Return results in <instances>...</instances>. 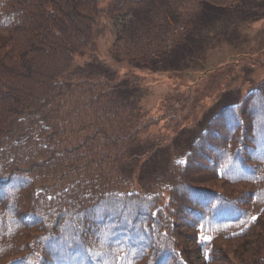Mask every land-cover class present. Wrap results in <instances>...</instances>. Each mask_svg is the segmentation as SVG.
<instances>
[{
  "label": "trees",
  "instance_id": "1",
  "mask_svg": "<svg viewBox=\"0 0 264 264\" xmlns=\"http://www.w3.org/2000/svg\"><path fill=\"white\" fill-rule=\"evenodd\" d=\"M210 2L0 0V264H264V81L193 138L175 127L178 154L181 100L151 112L129 71L76 62L117 13L114 61L178 65L223 19Z\"/></svg>",
  "mask_w": 264,
  "mask_h": 264
},
{
  "label": "rangeland",
  "instance_id": "2",
  "mask_svg": "<svg viewBox=\"0 0 264 264\" xmlns=\"http://www.w3.org/2000/svg\"><path fill=\"white\" fill-rule=\"evenodd\" d=\"M111 1L113 0H100V5L106 6ZM221 1L226 8H218L216 12L219 11L223 19L215 26L195 30L198 34L197 40L186 48L184 55H179L178 65L173 63L176 55L170 54L172 62L161 63L155 70L136 68L127 62L114 61L110 46L124 20L122 15L117 13L102 21L96 49L88 51L84 56L76 55V62L84 64L97 58L118 68L121 75L125 72L123 68H126V71L130 70L131 79L125 80L133 92V87L137 85L140 87L143 93L140 103L151 109V112L163 110H159L160 102L166 96H173L172 101L181 100L184 117L173 129L166 132L169 137H174L175 149L180 140H184L175 139L178 136V132L175 136V127L179 128L184 124L187 128L183 135L188 139L193 138L223 104L239 100L250 89L264 81V0ZM209 20L208 17L205 18V21ZM169 60L171 59L167 61ZM102 61L100 62L103 63ZM170 126L171 124L167 123V128ZM145 148L147 147L144 145H138L133 149L137 153L131 162L135 163L136 168L147 155ZM201 176L209 181L214 179L210 172L198 173L193 175L192 179ZM219 189L236 194L241 186L224 185ZM189 233L190 229L185 227L184 234Z\"/></svg>",
  "mask_w": 264,
  "mask_h": 264
}]
</instances>
